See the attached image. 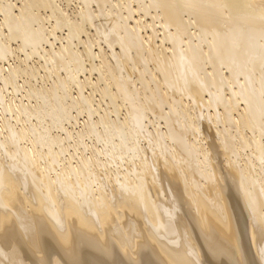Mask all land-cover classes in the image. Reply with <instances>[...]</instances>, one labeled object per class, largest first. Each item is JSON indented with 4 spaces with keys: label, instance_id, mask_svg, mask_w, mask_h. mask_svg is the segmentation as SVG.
<instances>
[{
    "label": "bare ground",
    "instance_id": "6f19581e",
    "mask_svg": "<svg viewBox=\"0 0 264 264\" xmlns=\"http://www.w3.org/2000/svg\"><path fill=\"white\" fill-rule=\"evenodd\" d=\"M234 259L264 264V0H0V264Z\"/></svg>",
    "mask_w": 264,
    "mask_h": 264
},
{
    "label": "rangeland",
    "instance_id": "374dc122",
    "mask_svg": "<svg viewBox=\"0 0 264 264\" xmlns=\"http://www.w3.org/2000/svg\"><path fill=\"white\" fill-rule=\"evenodd\" d=\"M209 130L212 131V129H207V131H208L209 133H211ZM207 131H206V132H207ZM211 138H212V137H209V138H208V141H209V142L211 141ZM249 242H250L249 247L252 249V251H254V250L256 251V248L254 249V245H253L252 241H249ZM255 251L253 252L254 255H256V253H257V255H258V252H257V251L255 252ZM257 255H256V256H257ZM231 263L236 264V263H238V262H237V260L234 259V260L231 261Z\"/></svg>",
    "mask_w": 264,
    "mask_h": 264
}]
</instances>
